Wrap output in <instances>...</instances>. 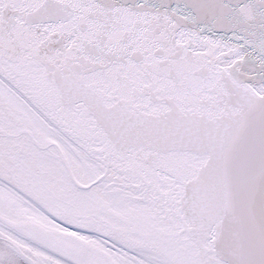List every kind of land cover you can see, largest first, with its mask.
I'll return each instance as SVG.
<instances>
[{
	"label": "snow or ice",
	"instance_id": "1",
	"mask_svg": "<svg viewBox=\"0 0 264 264\" xmlns=\"http://www.w3.org/2000/svg\"><path fill=\"white\" fill-rule=\"evenodd\" d=\"M0 264H264V0H0Z\"/></svg>",
	"mask_w": 264,
	"mask_h": 264
}]
</instances>
